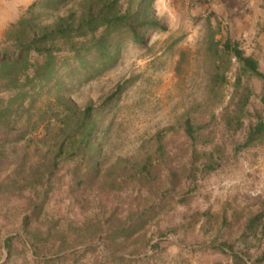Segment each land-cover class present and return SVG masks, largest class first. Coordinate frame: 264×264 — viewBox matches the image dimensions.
Returning <instances> with one entry per match:
<instances>
[{
    "label": "rangeland",
    "instance_id": "374dc122",
    "mask_svg": "<svg viewBox=\"0 0 264 264\" xmlns=\"http://www.w3.org/2000/svg\"><path fill=\"white\" fill-rule=\"evenodd\" d=\"M175 4L177 15L153 1L166 28L147 29L143 44L123 40L113 67L60 76L59 93L91 107L92 160L53 166L49 135L38 130L25 146L20 123L0 128V264H264V141L237 148L264 115L263 84L242 78L243 125L227 128L238 66L208 40L237 42L264 73V22L228 29ZM55 91L36 101L43 117L61 118ZM186 117L206 125L194 143ZM144 159L153 176L134 178Z\"/></svg>",
    "mask_w": 264,
    "mask_h": 264
},
{
    "label": "trees",
    "instance_id": "16d2710c",
    "mask_svg": "<svg viewBox=\"0 0 264 264\" xmlns=\"http://www.w3.org/2000/svg\"><path fill=\"white\" fill-rule=\"evenodd\" d=\"M153 1L33 0L0 37V128L20 123V138L28 135L25 146L32 142V135L38 130L49 135L53 144L50 147L55 148L50 158L53 166L61 159L87 156L92 160L91 107L80 108L61 95L60 76L77 70L83 72L84 80H90L116 64L123 40L143 44L147 29H165L154 15ZM208 40L216 57L234 58L238 66L233 109L225 118L227 128L235 132L243 125L250 94L242 86V78L250 75L262 80L260 101L264 104V73L259 70L258 61L245 55L237 42L228 38L221 41L211 34ZM121 88L122 84L117 85L107 99L113 98ZM53 90L56 91L52 93V100L63 107L61 118L57 119L43 117L48 112L36 106L40 95H49ZM205 127L189 117L183 121V132L192 143ZM263 141L264 115L257 113L256 121L249 126L243 143L237 148ZM158 148H162L160 142ZM131 170L134 178L153 176L146 159L138 167L133 164ZM4 246L9 248V239ZM232 255L235 260L241 259L236 253ZM243 264L247 261L243 260Z\"/></svg>",
    "mask_w": 264,
    "mask_h": 264
},
{
    "label": "crops",
    "instance_id": "0c3cea01",
    "mask_svg": "<svg viewBox=\"0 0 264 264\" xmlns=\"http://www.w3.org/2000/svg\"><path fill=\"white\" fill-rule=\"evenodd\" d=\"M32 2L33 0H0V29H4L9 22L15 20L19 12ZM157 2L170 6L171 12L173 10L175 15L178 12V5L175 2L177 4L180 2L186 7L190 6L187 15L196 14L203 19L215 17L214 19L222 21L228 29L233 30L239 21L243 29H249L250 26L247 27V24L251 21L260 24L264 22V0H212L209 3L204 0H155V3ZM259 35L261 37L264 33Z\"/></svg>",
    "mask_w": 264,
    "mask_h": 264
},
{
    "label": "built area",
    "instance_id": "2783aa9c",
    "mask_svg": "<svg viewBox=\"0 0 264 264\" xmlns=\"http://www.w3.org/2000/svg\"><path fill=\"white\" fill-rule=\"evenodd\" d=\"M212 0H204V2H206V3H209V2H211Z\"/></svg>",
    "mask_w": 264,
    "mask_h": 264
}]
</instances>
